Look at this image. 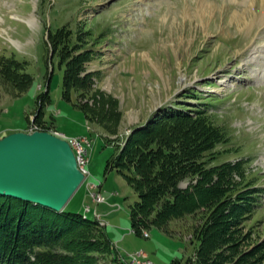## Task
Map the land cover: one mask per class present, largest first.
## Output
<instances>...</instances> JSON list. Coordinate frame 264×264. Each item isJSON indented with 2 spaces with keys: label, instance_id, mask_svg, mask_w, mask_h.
I'll return each mask as SVG.
<instances>
[{
  "label": "rangeland",
  "instance_id": "rangeland-1",
  "mask_svg": "<svg viewBox=\"0 0 264 264\" xmlns=\"http://www.w3.org/2000/svg\"><path fill=\"white\" fill-rule=\"evenodd\" d=\"M64 24L90 29L88 45L96 51L86 62L87 71H98L92 88L83 95L75 90L72 100L63 96L65 66L49 39ZM2 56L28 62L33 81L21 90L0 73V138L34 130L70 142L75 135L90 137L89 172L65 207L96 215L120 237L129 264L139 248L155 264H197L205 236L217 230L204 228L214 207H203L137 231L130 216L137 190L116 167H107L132 128L166 105H202L224 127L228 140L216 146L213 162L248 160L242 184L261 187L260 204L241 219L240 231L229 228L237 247L223 241L214 254L221 250L222 264H233L258 251L264 241V0H0ZM49 72V99L43 103ZM76 99L88 102L89 112ZM189 183L185 178L180 185ZM94 192L107 201L98 202ZM157 212L156 207L148 215Z\"/></svg>",
  "mask_w": 264,
  "mask_h": 264
},
{
  "label": "trees",
  "instance_id": "trees-1",
  "mask_svg": "<svg viewBox=\"0 0 264 264\" xmlns=\"http://www.w3.org/2000/svg\"><path fill=\"white\" fill-rule=\"evenodd\" d=\"M91 34L83 24L80 29L64 24L50 32L53 51L60 66H65L63 96L68 100H72L75 90H82V95L87 93L85 89L92 88L93 77L98 73L87 71L86 66L96 53L88 45ZM27 64L15 56H2L0 73L22 90L33 81ZM52 74L49 72L46 89L40 93L43 103L49 99ZM75 105L86 112L91 107L80 99L75 100ZM227 140L224 127L215 124L208 108L202 105L199 108L166 105L145 122L136 124L107 164L122 172L137 190L138 198L130 203L132 227L140 231L144 225L158 223L171 215L214 207V215L204 228L217 226V230L205 236L206 244L200 250L197 264H222V251L214 254L215 248L227 240L230 248L237 247L238 238L228 230L232 226L241 230L239 222L260 204L262 195L261 187L242 184L247 159L213 162L218 157L216 146ZM185 178L190 183L182 187L180 183ZM156 207L157 214L150 217L148 214ZM262 245H258V251L255 247L232 263L264 261V250L260 253ZM254 253L259 254L254 258ZM250 255L252 258L248 259ZM111 263L129 264V261L122 257L96 215L67 207L57 210L0 193V264Z\"/></svg>",
  "mask_w": 264,
  "mask_h": 264
},
{
  "label": "water",
  "instance_id": "water-1",
  "mask_svg": "<svg viewBox=\"0 0 264 264\" xmlns=\"http://www.w3.org/2000/svg\"><path fill=\"white\" fill-rule=\"evenodd\" d=\"M85 178L65 137L49 131L12 132L0 138V193L57 210Z\"/></svg>",
  "mask_w": 264,
  "mask_h": 264
},
{
  "label": "built area",
  "instance_id": "built-area-1",
  "mask_svg": "<svg viewBox=\"0 0 264 264\" xmlns=\"http://www.w3.org/2000/svg\"><path fill=\"white\" fill-rule=\"evenodd\" d=\"M73 143H80V154L76 157V159H77V163H78L79 168L86 175L89 172L87 170V165L90 161V151H84V143H92V140L90 137H82L80 135H75L74 140L71 141V145ZM93 195H94L93 197L98 202H106L107 201V198L101 192H99V193L94 192ZM130 258H131L130 261H132V264H154L146 258V252L142 251L141 249L136 251V252L130 253Z\"/></svg>",
  "mask_w": 264,
  "mask_h": 264
},
{
  "label": "bare ground",
  "instance_id": "bare-ground-1",
  "mask_svg": "<svg viewBox=\"0 0 264 264\" xmlns=\"http://www.w3.org/2000/svg\"><path fill=\"white\" fill-rule=\"evenodd\" d=\"M26 22H29V23H33L34 21H33V19H30V20H26ZM12 40V42H14V43H16V44H20V42L19 41H16V40H14V39H11ZM72 141H73V139H72ZM70 142V141H69ZM70 144H71V142H70ZM90 145H91V143H84V151H88V148L90 147ZM72 148H73V150H74V152H75V155H76V157L80 154V143H73L72 145ZM91 209V208H90ZM90 209H89V211H90ZM87 210H88V208H87ZM148 260H150V259H148ZM152 263H154L152 260H150ZM131 264H132V262H131ZM155 264V263H154Z\"/></svg>",
  "mask_w": 264,
  "mask_h": 264
},
{
  "label": "crops",
  "instance_id": "crops-1",
  "mask_svg": "<svg viewBox=\"0 0 264 264\" xmlns=\"http://www.w3.org/2000/svg\"><path fill=\"white\" fill-rule=\"evenodd\" d=\"M64 131V130H63ZM65 132V131H64ZM66 133V132H65ZM67 134V133H66ZM110 202H108L107 204H109ZM111 205V204H110ZM112 209L110 208V209H107V213H109L110 211H111ZM103 217H105L104 215H103ZM106 222H105V224L107 225L109 222V218L107 219V220H105ZM106 231H107V229H106ZM108 232H110L108 235H110L109 237L112 239V241L117 245V247L119 248V250L121 249V248H123L121 245H123V244H121V240L119 241H116L117 239H120V237H118V238H115V235H114V233L112 234L111 233V229L109 230L108 229V231H107V233ZM129 233H127V234H124L123 236L124 237H126L127 235H128ZM124 237L122 238V240L124 239ZM115 238V239H114ZM139 249H143V248H139ZM143 251V250H142ZM148 254H149V256H150V253L147 251V250H145ZM120 252H121V250H120ZM121 255H122V253H121ZM151 257V256H150ZM147 259H150L149 257H146Z\"/></svg>",
  "mask_w": 264,
  "mask_h": 264
}]
</instances>
